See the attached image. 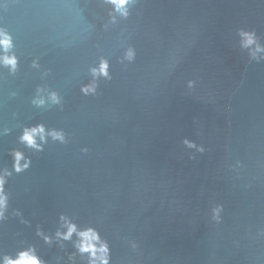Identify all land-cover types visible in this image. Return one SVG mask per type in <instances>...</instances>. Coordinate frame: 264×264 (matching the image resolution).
Instances as JSON below:
<instances>
[{
    "label": "water",
    "instance_id": "obj_1",
    "mask_svg": "<svg viewBox=\"0 0 264 264\" xmlns=\"http://www.w3.org/2000/svg\"><path fill=\"white\" fill-rule=\"evenodd\" d=\"M0 33V264H91L88 230L264 264V0H0Z\"/></svg>",
    "mask_w": 264,
    "mask_h": 264
},
{
    "label": "clouds",
    "instance_id": "obj_2",
    "mask_svg": "<svg viewBox=\"0 0 264 264\" xmlns=\"http://www.w3.org/2000/svg\"><path fill=\"white\" fill-rule=\"evenodd\" d=\"M111 3L116 5L118 10H123L124 5L127 4L128 0H110ZM126 15V12H124ZM251 41H249L250 43ZM0 44H3L5 47L9 46L10 41L9 38L4 35L3 33H0ZM5 63H10L14 66L15 60L14 59H5ZM25 139L31 141L30 136H25ZM3 204V198L0 197V205ZM75 231L74 226H69L68 234L65 238H68L71 233ZM80 235L84 238L83 242L79 245L80 250L82 252H90L92 257L94 258L91 261V264H96V259H99L101 261V264H107V246L104 244H101L100 247L97 249L95 244L92 243V241H98V236L96 233H94L92 230H88L87 232H82ZM97 252L102 253L103 255L97 257ZM3 264H40V261L30 252L21 253L20 257L17 260H11L10 258H5L3 261Z\"/></svg>",
    "mask_w": 264,
    "mask_h": 264
}]
</instances>
